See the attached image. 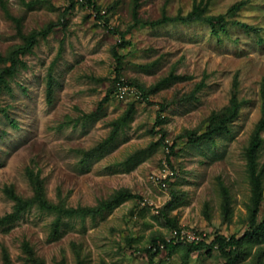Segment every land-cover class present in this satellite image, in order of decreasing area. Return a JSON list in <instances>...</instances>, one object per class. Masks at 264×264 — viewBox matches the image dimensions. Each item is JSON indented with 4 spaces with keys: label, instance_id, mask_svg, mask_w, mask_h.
Here are the masks:
<instances>
[{
    "label": "rangeland",
    "instance_id": "rangeland-1",
    "mask_svg": "<svg viewBox=\"0 0 264 264\" xmlns=\"http://www.w3.org/2000/svg\"><path fill=\"white\" fill-rule=\"evenodd\" d=\"M92 2L0 0V71L52 25L0 88V216L14 211L5 189L33 198L27 169L63 207L131 196L57 227L30 203L0 224V264L3 248L10 264H225L218 248L189 245L264 220V130L255 213L246 156L263 101L264 0ZM191 12L200 18H178ZM232 99L237 114L212 132ZM243 245L234 264H264V236Z\"/></svg>",
    "mask_w": 264,
    "mask_h": 264
},
{
    "label": "trees",
    "instance_id": "trees-1",
    "mask_svg": "<svg viewBox=\"0 0 264 264\" xmlns=\"http://www.w3.org/2000/svg\"><path fill=\"white\" fill-rule=\"evenodd\" d=\"M93 0H87L88 3L92 4ZM179 19L183 21H192L197 20L200 18L199 13L191 12L186 16H179ZM221 17H209L206 18L209 23H211L212 27L215 28V22L214 20H219ZM170 20L169 18H163L160 20H157L153 22L152 24H160L164 23L166 21ZM135 22H139L137 17H135ZM107 27V25H105ZM52 30V25L48 26L43 31H35L32 32L27 38L26 43L17 49H15L10 57V65L5 67L3 70L0 71V88L3 84L6 83V77L12 76L17 68H18V61H17V54L26 53L28 52L35 41L39 37L45 36L48 32ZM216 29L214 30V32ZM114 54L118 57L119 55L114 52ZM51 83L48 84V95H51ZM261 97H262V108H261V118L257 124L256 132L253 136V139L250 143L249 148L247 149V160H248V169L250 174V182L252 185V198H253V212L255 213L258 209V206L262 199V188H261V172L257 169V152L260 147L261 139L259 136V132L261 130H264V79L262 82L261 87ZM238 102L235 99L231 100V107L229 109L228 115L223 116L218 120V122L214 125L212 128V132L219 131L225 127V124L232 121L235 115L237 114V107ZM27 175L29 178L30 183L33 186L34 195L32 199L23 200L21 197H19L17 194L14 193L12 189H5L6 194L15 201L14 205V211L11 213H8L4 216H0V224H3L5 222H8L10 220H13L17 217V215L20 213V211L23 208H26L30 203H36L39 208L44 210H51L57 213V219L55 220V225L59 224L60 218L62 216H75V215H84L88 213H95L96 210L99 209H111L114 205L118 204L122 198L131 196V193L127 190H121L118 193H116L110 200L101 202L99 207L90 208V207H84V208H68L63 207L59 204L48 202L45 198V192H44V184L42 178L34 173L32 170L27 169ZM252 212V213H253ZM254 213L252 215H254ZM168 223L172 228H177L175 222L168 220ZM264 236V220L262 223L255 227L254 229L246 232L244 236L240 238L235 237H225L223 235L216 234L214 239L210 243H206L204 241H193L189 245V249L192 250H203V249H211V248H218L225 256H227V261L225 264H234L238 257L241 256V254L245 253L244 249V243L247 240L251 239H258L259 237ZM243 246V247H242ZM25 250L28 254H31V250L26 244ZM167 247L172 249L174 247V244L172 242H169L167 244ZM3 252V263L4 264H10L9 255L6 249H2Z\"/></svg>",
    "mask_w": 264,
    "mask_h": 264
}]
</instances>
